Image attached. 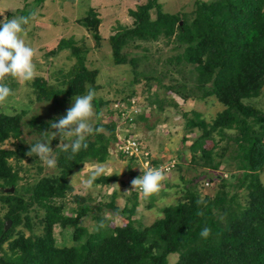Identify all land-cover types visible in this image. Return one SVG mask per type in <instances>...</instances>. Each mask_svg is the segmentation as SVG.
<instances>
[{
	"label": "trees",
	"instance_id": "obj_1",
	"mask_svg": "<svg viewBox=\"0 0 264 264\" xmlns=\"http://www.w3.org/2000/svg\"><path fill=\"white\" fill-rule=\"evenodd\" d=\"M152 8L148 1L136 10H129L134 16L133 26L109 37L113 62L131 63L133 81L139 75L148 80L159 79L149 72L138 71L136 63L140 58L128 57L122 50L130 41L165 37L173 48L180 49L167 59V63L175 64L180 80L165 85V90L184 101L213 97L223 105L209 120L198 111L191 116L183 112L185 133L192 134L190 138L183 137L184 142L191 140L187 146L190 156L184 160L178 156L173 170L185 169L187 173L194 169L195 174L190 177L189 173L179 174L185 183L181 199L163 206L160 217L142 226L133 217L138 202L134 192L131 205L118 208L114 201L108 205L121 213L125 222L113 224L108 218H98L104 226L98 227L99 222L93 231L80 223L92 208L86 202L89 198L74 194L71 207L66 201L72 191L68 177L75 170L86 162L104 163L112 157L110 146L118 140L116 129L122 113L130 108L133 89L113 100L107 113L115 114L116 118L95 122L103 131L88 136L86 149L68 159L67 154L57 149V143L54 148L57 171L38 176L31 183L21 182L14 164L27 158L30 146L2 147L6 140L21 135L24 111L0 112V208L4 210L0 217V264H169L171 253H177L172 264H264V182L260 175L264 170V109L247 101L259 96L264 87V0H195V8L189 15L163 13L157 8L155 18L151 19ZM78 22L85 25L96 41L100 40V18L95 12ZM65 46L70 47V55L75 59L66 73L67 80L56 87L43 77L35 78L32 86L37 100H51L63 94L66 101H72L75 95L86 94L88 88L96 91L98 71L85 65L84 49L61 40L51 52ZM153 95L150 103L162 110L167 98ZM108 103L96 97L93 101L96 113L99 115ZM116 103L125 105L115 107ZM139 119H145L143 113L132 111L127 123L121 126L131 129L129 124L134 126ZM48 124L42 122L41 126L46 129ZM125 134L128 136L130 132ZM119 155L130 159L131 164L136 160L121 152ZM117 177L100 175L93 183L107 184ZM203 179L213 184V195L199 190L197 184ZM11 186L12 192L4 190ZM201 198L204 203L197 204ZM95 207L100 210L101 203ZM39 210L44 211L39 223L41 232L35 233L31 213L38 216ZM8 220L11 227L4 230ZM19 225L31 234L16 230ZM56 225L61 229L72 228L71 245L65 244L66 240L57 243ZM205 226L211 229L207 239L199 235Z\"/></svg>",
	"mask_w": 264,
	"mask_h": 264
},
{
	"label": "rangeland",
	"instance_id": "obj_2",
	"mask_svg": "<svg viewBox=\"0 0 264 264\" xmlns=\"http://www.w3.org/2000/svg\"><path fill=\"white\" fill-rule=\"evenodd\" d=\"M148 1L153 5L149 11L151 19L155 18L157 8L163 13L184 12L188 15L195 8V0H43L40 3L35 0H0V19L12 18L14 15L20 16L26 11L35 10L37 15L24 26V31L21 33L25 43L36 50L34 79L43 77L48 83L60 87L61 81L67 80L66 73L75 59L70 55V47L68 46L61 47L56 52L51 51L58 47L61 40H65L66 44L73 43L85 50V65L89 69L98 71L96 97L109 102L108 106L104 105L101 108L99 120L106 122L111 117L116 118L115 114L112 116L107 113L113 104V100L126 95L129 89H133L135 92L133 99L137 112L143 113L145 119L137 120L134 126L129 124L131 127L129 129L130 134L136 135L142 141V145L162 161L170 157L178 160L180 155L183 160L189 159L190 152L187 146L191 140L188 139L184 142L183 137L186 135L190 138L192 134L185 133L186 117L183 112L185 111L186 115L191 116L193 111H198L209 120L223 108V105L213 97L205 100L188 99L184 101L178 95L165 90V85L180 80V74L176 72L174 67L175 64L167 63L168 57L177 54L180 49L173 48V44L167 42L166 38L162 36L156 40L138 39L130 41L124 46L122 51L128 57L140 58L136 63L138 71L149 72L159 79L148 80L143 75H139L138 80L133 81L134 74L131 63L115 64L113 62L109 37L133 26L134 16L130 14L129 10H136ZM202 1L210 2L213 0ZM90 12H95L100 18L99 41L93 38L84 24L78 22ZM33 80L20 82L8 78L5 81L12 89V95L3 104H0V112L14 114L24 111V113L21 135L6 140L2 147L17 149L30 146V144L38 141H46L51 145L54 156V148L57 143H60V138L53 139L50 132L52 131L50 121L64 115L72 101H66L63 94L51 100H37L33 91ZM148 84L150 85L149 88ZM153 93L162 99L167 98L162 110L156 108L155 103H150V99L154 97ZM169 99L174 100L177 105L170 103L171 100ZM247 101L264 109V87L259 96L247 99ZM42 122H48L49 126L43 129ZM123 123L124 120L120 119L116 129L118 136L127 132L124 129L128 126L122 127ZM110 153L112 157L104 163L86 162L68 177L70 183L73 175L78 174L75 176L74 183H70L72 191L66 196L68 205L70 207L74 205L72 202L74 194L89 198L86 202L92 208L80 220V223L88 231L95 230L100 222L98 218H108L113 224L125 222V217L121 213L115 212L108 205L110 201H114L118 208H123L125 204L131 205V196L134 192L138 195V202L133 217L138 219L139 225L150 224L161 216L163 206L181 199V189L185 183L179 179V174L183 173L188 176L187 173H189V177L195 174L194 169L187 173L185 169H182V172L172 170L165 175V180L157 194L149 198H145L138 191H131L126 194L125 192L131 188L130 181L137 177L140 171V162L135 160L131 164L130 159L121 157L114 150L113 143L110 146ZM14 164L19 169L22 183L25 181L31 183L38 176L57 171L55 165L48 167L35 156H27V158L17 164L14 162ZM84 165L87 167L84 168ZM97 168H104L109 174H116L118 177L107 184L92 183L88 185L86 181L89 174ZM260 175L264 182V170ZM116 184L119 186L113 187ZM197 186L201 193L213 195V184L207 179H203V182ZM98 203H101L100 210L95 207ZM65 211H69V209ZM43 212V210H39L38 216H35L33 212L31 213L35 233L41 232L39 223ZM3 213L4 210L0 208V217H3ZM116 213H119L118 217L114 215ZM10 227L11 223L7 229ZM16 230L23 231L25 235L31 234L23 225L17 226ZM71 232L72 228L61 229L59 225H56L54 235L57 243L62 244L66 240L64 243L71 245L73 243L70 236ZM4 246H7V242ZM176 259L177 253L169 254V264H172Z\"/></svg>",
	"mask_w": 264,
	"mask_h": 264
},
{
	"label": "clouds",
	"instance_id": "obj_3",
	"mask_svg": "<svg viewBox=\"0 0 264 264\" xmlns=\"http://www.w3.org/2000/svg\"><path fill=\"white\" fill-rule=\"evenodd\" d=\"M36 15V11L32 10L27 15H14L12 18L0 19V104H3L12 95V89L5 82L8 78L20 82H31L35 77L36 50L25 43L21 33L24 31V26ZM95 98V90L88 88L86 94L75 95L72 98V103L64 115L50 121L52 129L50 132L53 139L60 138L57 149L67 154L68 159H72L82 149L88 147L87 138L89 135L103 131L94 123L99 120V115L93 104ZM26 155L38 157L48 167H53L56 163L53 149L46 141L30 144ZM86 167L84 165V168ZM141 171L143 174L130 181L131 188L125 193L138 191L145 198H149L160 191L162 182L165 180V171L162 166L147 170L141 168ZM102 174L109 173L104 168H97L89 174L86 183L91 185ZM76 175L78 174L73 175L70 183H74ZM115 186L119 185H113V187ZM202 203H204L203 198L197 201V204ZM198 214L202 215V213ZM114 215L118 217L119 213ZM103 226L102 220L98 227ZM210 234L211 229L205 226L199 235L201 238L207 239Z\"/></svg>",
	"mask_w": 264,
	"mask_h": 264
},
{
	"label": "built area",
	"instance_id": "obj_4",
	"mask_svg": "<svg viewBox=\"0 0 264 264\" xmlns=\"http://www.w3.org/2000/svg\"><path fill=\"white\" fill-rule=\"evenodd\" d=\"M134 99H131V105L130 108L122 113V119L124 120V123H127L126 118L128 115L133 111L137 112L136 105L134 104ZM119 105L124 106V103H116L115 107H118ZM128 129H124V131ZM126 134H121L120 136L117 135L118 140L113 143L114 150H116L118 153L121 152L125 156H134L136 158V161L140 162L139 165V176H141L143 173L141 171L142 169L147 170L148 168H155V167H163L165 171V175L173 170L175 165L177 164V159L175 158H168L165 161H162L161 159L157 158L154 153L150 152L148 149H146L140 141L138 137L134 134H128V136H125ZM155 160H158V162H155ZM226 175V174H225Z\"/></svg>",
	"mask_w": 264,
	"mask_h": 264
},
{
	"label": "water",
	"instance_id": "obj_5",
	"mask_svg": "<svg viewBox=\"0 0 264 264\" xmlns=\"http://www.w3.org/2000/svg\"><path fill=\"white\" fill-rule=\"evenodd\" d=\"M181 23H182V21H180V24H181ZM4 190H5L6 192H12V191L14 190V188L11 186L10 188H4ZM10 223H11V221L8 220L7 223H6L5 226H4V230H7V228H8L9 225H10Z\"/></svg>",
	"mask_w": 264,
	"mask_h": 264
}]
</instances>
